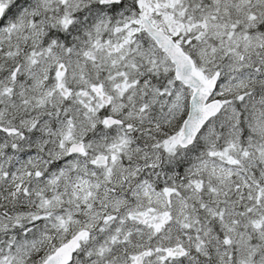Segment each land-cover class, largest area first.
<instances>
[{
	"label": "snow or ice",
	"instance_id": "6c2138e0",
	"mask_svg": "<svg viewBox=\"0 0 264 264\" xmlns=\"http://www.w3.org/2000/svg\"><path fill=\"white\" fill-rule=\"evenodd\" d=\"M0 264H264V0H0Z\"/></svg>",
	"mask_w": 264,
	"mask_h": 264
}]
</instances>
